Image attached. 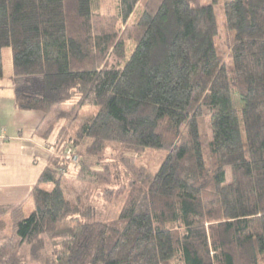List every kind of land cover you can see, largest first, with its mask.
<instances>
[{"label": "trees", "instance_id": "obj_1", "mask_svg": "<svg viewBox=\"0 0 264 264\" xmlns=\"http://www.w3.org/2000/svg\"><path fill=\"white\" fill-rule=\"evenodd\" d=\"M100 3L0 0L15 107L97 108L74 137L58 131L30 207L0 205V264H264V0ZM64 143L77 180L123 197L115 218L79 220L92 207ZM146 149L165 151L156 171L137 163Z\"/></svg>", "mask_w": 264, "mask_h": 264}, {"label": "crops", "instance_id": "obj_2", "mask_svg": "<svg viewBox=\"0 0 264 264\" xmlns=\"http://www.w3.org/2000/svg\"><path fill=\"white\" fill-rule=\"evenodd\" d=\"M8 53L10 56L7 54L6 57L10 60L11 68L4 71V79L8 83H4L3 79L0 87V205L28 202L32 187L52 155L51 143L54 141H48L51 133L46 135L44 141L36 136L45 132H41L46 118L42 112L15 107L10 79V49ZM31 165L38 169L34 178L27 180L25 167Z\"/></svg>", "mask_w": 264, "mask_h": 264}, {"label": "rangeland", "instance_id": "obj_3", "mask_svg": "<svg viewBox=\"0 0 264 264\" xmlns=\"http://www.w3.org/2000/svg\"><path fill=\"white\" fill-rule=\"evenodd\" d=\"M100 8L102 10H110L112 11L114 9L115 5V0H100ZM203 1V0H202ZM100 9V10H101ZM216 12L218 14L219 22L221 21L220 19V11H219V6H216ZM127 48L131 49L130 47L133 44V42H127L126 43ZM218 46L223 54V56L227 57V40L225 38V35L222 34L221 37L218 39ZM5 71L7 72L9 68H11V63L10 60L6 57L8 54L10 56L9 49L6 48L5 50ZM130 51V50H129ZM4 83H8L6 79L3 80ZM18 83H20L25 91L29 93H39L40 90V85H39V78L38 77H20L18 78ZM69 105H63L59 106L53 110L51 113H49L43 125L41 126V132H44L48 130L49 125L52 124L54 125V128L51 132V134L48 137V141L52 142L54 140L55 135L58 133V131L62 130L63 135L66 136H71L74 137L77 128L79 125L83 122L85 118L88 116L96 113L97 108L95 106H89L86 105L79 109L77 112H73L71 108L69 109ZM65 110V111H64ZM65 113H64V112ZM63 112V113H61ZM56 113H60V119L56 116ZM64 114V115H63ZM38 138H40L42 141H44V136L37 134L36 135ZM64 140V137L61 138V141ZM51 147V146H50ZM62 148L66 150V153L64 157L67 159L69 162V173L67 180L69 179L70 185L72 184V187L75 189L73 192L75 193H81L83 194L82 200H83V205H89L92 207V213L86 214V215H79V220L86 222L90 221L92 219H113L115 218L122 206L123 203V197L118 199L117 201H114L112 203H107L105 202L101 196H98V192L101 191L102 187L97 186L96 184H92L91 178L90 177H85L84 180H77L78 176L76 174L77 171V166L79 164V156L75 155L73 153V150H68L71 149L69 145L64 143L62 145ZM121 146L118 143H110L107 145L104 154L106 157L110 155H115L117 152L121 150ZM52 150V154H53ZM165 157V151L164 150H155V149H146L144 150L138 157H137V163L144 165L147 167L150 171H156L158 166L160 165L162 159ZM41 162V161H40ZM25 173H26V179H33L34 175L38 169V167L34 166H27L25 167ZM60 174H63V170H59ZM26 207H30V201L25 203Z\"/></svg>", "mask_w": 264, "mask_h": 264}, {"label": "built area", "instance_id": "obj_4", "mask_svg": "<svg viewBox=\"0 0 264 264\" xmlns=\"http://www.w3.org/2000/svg\"><path fill=\"white\" fill-rule=\"evenodd\" d=\"M68 150H71V149H68Z\"/></svg>", "mask_w": 264, "mask_h": 264}]
</instances>
